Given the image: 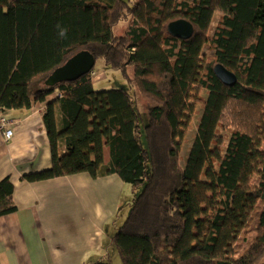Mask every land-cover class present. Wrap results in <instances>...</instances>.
<instances>
[{"label":"trees","instance_id":"1","mask_svg":"<svg viewBox=\"0 0 264 264\" xmlns=\"http://www.w3.org/2000/svg\"><path fill=\"white\" fill-rule=\"evenodd\" d=\"M178 20L194 26L189 40L168 32ZM83 51L132 70L151 103L145 122L127 89L94 88L95 67L45 85ZM218 64L235 86L219 80ZM43 104L51 167L23 181L88 174L145 184L112 239L123 264L263 262L264 0H0V115ZM14 193L12 177L2 179L0 218L18 210Z\"/></svg>","mask_w":264,"mask_h":264},{"label":"crops","instance_id":"2","mask_svg":"<svg viewBox=\"0 0 264 264\" xmlns=\"http://www.w3.org/2000/svg\"><path fill=\"white\" fill-rule=\"evenodd\" d=\"M44 107L6 114L13 120L14 136L0 140V181L12 177L18 210L0 218V264H84L89 254L101 250L104 226L121 208L127 187L115 175L23 181L25 175L51 167Z\"/></svg>","mask_w":264,"mask_h":264},{"label":"rangeland","instance_id":"3","mask_svg":"<svg viewBox=\"0 0 264 264\" xmlns=\"http://www.w3.org/2000/svg\"><path fill=\"white\" fill-rule=\"evenodd\" d=\"M133 5L138 0H126ZM128 21H121L114 28V33L116 36H120L124 33L127 28ZM95 81L94 88L96 90L101 89H111V88H122L127 89L130 94L136 99L138 110L142 117V122L147 120V112L150 106V102L143 96L137 93L136 88L132 82L133 73L132 70H128L127 75H124L118 70H112L105 66L102 59H99L95 65ZM99 77V78H98ZM16 111V110H14ZM145 115V116H144ZM197 117L195 116L191 122L190 129L186 133L185 140L183 141L182 148V157L185 158L188 155V149L193 142V138L196 132ZM142 137V145L146 147L145 138ZM145 188L144 185H139L137 187H132L127 185L124 190L120 204L121 208L117 211L116 215L104 226V239L102 241L101 250L89 254L87 259H83L84 264H96L97 262H110L111 264H123L122 259L120 258L118 251L114 244L112 243V237L116 234L119 227L123 224L127 216L129 215L133 199L140 195ZM260 264H264V258Z\"/></svg>","mask_w":264,"mask_h":264},{"label":"water","instance_id":"4","mask_svg":"<svg viewBox=\"0 0 264 264\" xmlns=\"http://www.w3.org/2000/svg\"><path fill=\"white\" fill-rule=\"evenodd\" d=\"M168 32L180 40H189L194 34V26L187 20H178L168 25ZM96 65L95 57L87 51L72 56L65 64L53 71L46 79L45 85L55 88L64 82L76 81L90 73ZM219 80L227 87L237 83L235 74L221 64L214 68Z\"/></svg>","mask_w":264,"mask_h":264},{"label":"built area","instance_id":"5","mask_svg":"<svg viewBox=\"0 0 264 264\" xmlns=\"http://www.w3.org/2000/svg\"><path fill=\"white\" fill-rule=\"evenodd\" d=\"M13 120L9 119L5 115H0V140L9 142L14 136L13 132Z\"/></svg>","mask_w":264,"mask_h":264},{"label":"clouds","instance_id":"6","mask_svg":"<svg viewBox=\"0 0 264 264\" xmlns=\"http://www.w3.org/2000/svg\"><path fill=\"white\" fill-rule=\"evenodd\" d=\"M60 34H61V36H63L64 35V30H61V33Z\"/></svg>","mask_w":264,"mask_h":264}]
</instances>
